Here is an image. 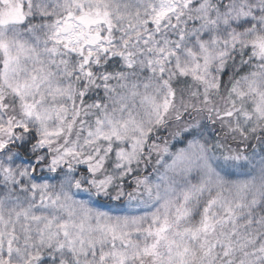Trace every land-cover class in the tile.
<instances>
[{"label": "snow or ice", "instance_id": "6c2138e0", "mask_svg": "<svg viewBox=\"0 0 264 264\" xmlns=\"http://www.w3.org/2000/svg\"><path fill=\"white\" fill-rule=\"evenodd\" d=\"M0 264H264V0H0Z\"/></svg>", "mask_w": 264, "mask_h": 264}]
</instances>
